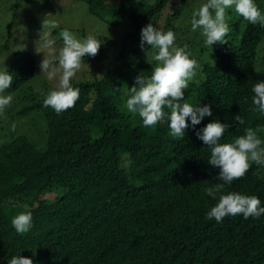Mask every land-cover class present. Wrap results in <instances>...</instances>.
I'll return each mask as SVG.
<instances>
[{"label": "trees", "instance_id": "trees-1", "mask_svg": "<svg viewBox=\"0 0 264 264\" xmlns=\"http://www.w3.org/2000/svg\"><path fill=\"white\" fill-rule=\"evenodd\" d=\"M80 1L96 18L112 17L124 34L119 42L105 40L108 47L118 46L112 56L104 49V56L99 51L94 57L98 64L105 60L107 70L102 65L90 71L91 66L70 81L80 90L74 107L57 114L43 101L58 87L26 88L39 72V53L18 50L6 60L13 82L4 93L27 90L15 116L36 115L33 122L40 123L42 134L34 142L10 133L0 146V264L13 256L33 264H264V215L207 219L218 197L206 196L204 189L219 182V168L207 163L210 149L197 138L218 121L231 125L221 144L252 128L264 147V115L252 104L254 85L264 82V26L230 13L226 43L206 50L191 20L207 0L191 15L186 14L191 0ZM254 3L264 15L262 0ZM149 24L174 32L175 46H186L199 65L184 100L207 104L212 114L194 127L188 121L182 139L169 135L167 118L145 127L126 108L135 78L150 77L158 64L153 59L158 50L139 47L141 29ZM44 32L26 48L45 38L61 40L58 29L51 36ZM10 41L7 37L1 49ZM62 45L54 42L55 50ZM44 58L58 63L54 56ZM92 58L86 56L82 67ZM237 115L244 124L234 122ZM228 193L256 196L264 207V166L252 163L242 179L225 186L222 194ZM52 194V200L43 198ZM21 212L32 215L25 234L11 223Z\"/></svg>", "mask_w": 264, "mask_h": 264}, {"label": "clouds", "instance_id": "clouds-1", "mask_svg": "<svg viewBox=\"0 0 264 264\" xmlns=\"http://www.w3.org/2000/svg\"><path fill=\"white\" fill-rule=\"evenodd\" d=\"M245 21L250 24L264 26V15L254 3V0H207L198 10L194 11L191 20V29L195 32L202 29L204 43L210 48L215 43H226L225 37L229 34V25L226 22V9L233 8ZM214 13V15H213ZM42 27L56 28L54 21H47ZM63 47L58 55L54 48V41L45 38L41 47L48 50L49 57L55 56L56 63L51 58H44L40 63L41 74H46L49 80L59 75L57 90L50 91L43 101V107H51L60 114L75 106L79 100L78 88L71 86V79L81 69L84 58L95 57L101 47V42L94 36L87 37L83 42L76 39L72 33L64 30L60 33ZM175 34L172 31H159L151 24L141 29L140 49L145 45L158 50L153 59L158 62L152 69L151 75L145 78L138 75L134 86L129 90L130 97L126 101L129 113L138 114L145 127H154L167 118L169 121V135L182 139L185 130L201 123L204 117L211 116L210 106H193L184 100V91L189 81L196 76L199 67L195 59L189 58L185 47L175 46ZM39 53V52H38ZM13 82V77L4 68L0 71V115L4 114L13 97L2 95ZM254 96L252 104L255 110L264 115V82L256 83L252 89ZM169 112H165V109ZM234 122L244 124L240 115L234 117ZM231 127L228 123L213 121L208 123L197 138L210 149V158L207 163L219 168L216 179L218 183L211 184L204 189V194L213 199L218 197L217 204L206 214L207 219L222 222L227 216L242 215L245 220L249 217L258 219L264 215V207L256 196H245L239 193L222 194L225 186L242 179L249 171L252 163L264 166V147L257 131L245 129V134L235 138L232 143L220 141ZM16 233L25 234L32 228L30 212H21L12 221ZM8 264H33V260L21 256H13Z\"/></svg>", "mask_w": 264, "mask_h": 264}, {"label": "rangeland", "instance_id": "rangeland-1", "mask_svg": "<svg viewBox=\"0 0 264 264\" xmlns=\"http://www.w3.org/2000/svg\"><path fill=\"white\" fill-rule=\"evenodd\" d=\"M202 0H191V6L187 9L186 14L191 15L192 11L197 7L196 5ZM204 1V0H203ZM264 5V0H262V6ZM238 14L235 12L234 8L226 9V22L229 16ZM112 17H105L104 20L98 19L91 15L86 5L80 0H0V71L6 68V60L9 59L18 50H31V52L38 53L40 57H49L48 50L41 47L42 43L33 44L26 48V46L43 36L47 30L51 33L53 30L58 29L60 33L64 30L69 31L73 36L83 42L87 37L94 36L101 42V47L98 50L102 52L101 56H104V49L108 50L107 54L112 56L118 51V46L108 47L105 40H115L119 42L123 39L124 28L116 23H112L110 20ZM47 21H54L58 27L48 28L42 27V24ZM202 29H199L200 34ZM59 33V36L61 37ZM10 34V36H9ZM7 37H10L9 47L7 49L3 47L7 44ZM204 38V37H203ZM51 39V38H49ZM205 39V38H204ZM56 45L63 44V39L56 40ZM220 43H215L210 46L205 45L206 50L215 49ZM63 45L61 46V48ZM59 46L56 50V55L59 52ZM263 50H259L257 57V69H261V58ZM55 57V56H54ZM92 58L89 64H86L83 69H80L76 74L89 69L94 71L104 65V70H107L105 60H100L101 64L93 61ZM89 71V72H90ZM99 75V74H98ZM75 79V76L71 79ZM59 75L56 78L49 80L47 75L40 73V66L38 74L26 84V88L42 89L43 85H49L50 87H58ZM55 89V88H54ZM21 93L22 95L18 94ZM2 95H11L13 97L9 106L6 107L4 114L0 115V146L5 144L10 133H15L17 135H23L34 142L41 138L42 126L39 122H33L37 119V116L23 117L22 119H17L15 112L21 108L25 103L24 99L27 95V90L19 89L14 93H3ZM53 195L44 196V199L52 200Z\"/></svg>", "mask_w": 264, "mask_h": 264}]
</instances>
